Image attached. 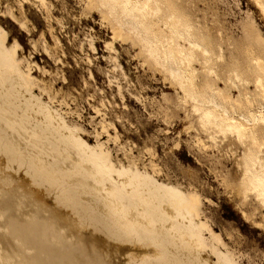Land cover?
I'll use <instances>...</instances> for the list:
<instances>
[{"label": "rangeland", "instance_id": "1", "mask_svg": "<svg viewBox=\"0 0 264 264\" xmlns=\"http://www.w3.org/2000/svg\"><path fill=\"white\" fill-rule=\"evenodd\" d=\"M86 1L48 0L53 5L51 15L38 8L35 0H0V56L14 60L18 72L20 69L22 81L15 82L17 93L29 101L33 99L32 103L35 100L34 104L50 115H57L70 130L69 133L75 136L74 139L81 138L80 142L87 148L106 151L108 165L113 163L110 167L115 171L113 178L118 184L125 183L127 186L129 183L122 178L131 173L135 177L141 176L144 182L152 178L163 188L184 197L198 194L200 218L219 238V243H214L221 247L218 246V251L233 253L237 264H264V209L258 206L253 196L245 204H240L232 187L240 175L239 159L244 152L248 153L249 147L245 149L236 144L229 135L226 138L218 136L217 146L211 145L204 134L187 130L185 114L189 111L188 107L175 100L181 94L171 89L162 72L144 62L138 46L132 41L116 43L123 69L116 67L117 63L104 49V42L112 37L111 28L106 22L102 25L99 13L90 14L83 10ZM156 1L161 8L159 17L162 20L172 12L174 20L179 18L182 26L189 25L191 35L216 57L211 64L217 74L214 77L195 64V87L206 85L215 88L226 103L231 102L237 111L244 113L263 102L262 93L256 89L254 82L257 75L264 78V69H258L254 60L257 57L264 60V19L252 0ZM152 5L155 6L154 3ZM86 15L87 18H84ZM56 17L60 18L63 26L56 21ZM145 25L148 33L170 35L156 19L146 20ZM3 34L4 39L1 37ZM93 36L94 52L88 44ZM56 38L60 43L56 42ZM174 40L175 45L171 48L176 54L178 39L175 37ZM179 44L180 48L188 50V45ZM44 47L48 48L49 54L44 52ZM195 53L202 60L201 52ZM234 73L248 83L245 87L240 86L239 91L228 81L231 78L236 82ZM27 75L29 79L25 77ZM116 81L122 88L124 99L118 95ZM140 96L146 100L138 101L136 97ZM104 122L109 125L107 129L103 127ZM252 128L250 139L257 145H264V125ZM3 160L14 163L16 155L11 150L0 155V189H3L0 192L10 188L11 179L6 177L12 175L18 178L20 175L5 169L6 166L1 163ZM53 186H56L55 182ZM29 187L33 188V185ZM56 187L64 190L61 186ZM87 187L92 194H97L98 200H105L101 191L97 190V193L93 187ZM75 191L76 187H71L65 193L96 222L95 229L105 227L107 223L99 206L94 207L91 203L83 205ZM17 195H22L19 190ZM12 199V208L17 215L21 214L28 231L31 234L40 233L46 212H40L24 197L13 196ZM45 201L54 204V196H47ZM1 233L3 229L0 227ZM62 233L67 242L75 240L70 230L64 229ZM113 233L105 236L107 243L99 242V247L102 252L107 250L113 264H123L128 236L117 230ZM221 241L226 244L222 245ZM0 254L10 258L5 250H1ZM210 255L207 259V255L203 257L199 254L197 264H217L216 256L211 255L212 258ZM148 259L129 254L126 261L127 264H147ZM162 259L167 261L162 264H176L171 255ZM12 263L15 264L14 261L9 262Z\"/></svg>", "mask_w": 264, "mask_h": 264}, {"label": "bare ground", "instance_id": "2", "mask_svg": "<svg viewBox=\"0 0 264 264\" xmlns=\"http://www.w3.org/2000/svg\"><path fill=\"white\" fill-rule=\"evenodd\" d=\"M35 1L38 8L52 15L53 5L48 0ZM252 2L264 19V0ZM83 10L90 14L99 13L102 25L106 22L110 26L112 37L104 42V49L117 63L116 67L123 69L116 43L132 41L138 46L144 62L164 74L171 89L181 94L175 100L181 106L188 107L189 111L185 114L187 130L204 134L211 145L217 146L218 136L226 138L229 135L236 144L245 149L249 147L248 153L244 152L239 159L240 175L235 180L237 183L232 184L234 196L239 198L240 204H245L253 196L258 206L264 209V145H257L250 139L252 127L264 125V78L257 75L254 82L256 89L262 93L263 102L251 108L248 113L237 111L231 102L226 103L219 96L215 88L206 85L195 87V64H199L203 72L214 77L217 74L211 64L216 57L191 35L189 25L182 26L179 18L174 20L172 12L162 20L159 17L161 8L156 0H87ZM148 19L158 20L164 30L169 32V37L155 32L148 33L145 29V21ZM56 21L63 24L58 17ZM21 25L25 28L24 23L21 22ZM1 37L4 39L5 34ZM175 37L178 39L176 46L179 47L176 54L171 48L175 45ZM94 38L90 37L88 41L93 52L96 50ZM56 42L60 43L59 39L56 38ZM181 42L188 45V50L180 48ZM43 50L49 54L47 47ZM195 51L201 52L202 60L196 56ZM87 58L91 61L89 56ZM254 64L258 69H264V60L260 57L254 60ZM19 72L14 60L0 56V155L8 150L16 155L14 163L4 160L1 163L10 173L13 170L20 174L18 178L12 175L6 177L11 179L10 188L0 192V227L3 229L0 234V251L5 250L10 254V258L0 254V264H9L10 261L15 264H113L107 250H100L99 242L107 243L105 236L114 234L116 230L128 236L123 264H127L129 254L148 257L147 264L165 263L167 261L162 258L167 255H171L176 264H197L199 254L203 257L207 255L206 258L208 254L216 256L217 264H237L233 260V253L228 254L227 245V253L218 251L219 244L216 246L215 241L219 243V238L200 218L198 208L201 202L198 194L184 197L182 193L178 195L163 188L152 178L147 177L148 180L144 182L141 176L135 177L131 173L124 177L121 175L123 181L129 183L127 186L125 183L118 184L113 178L115 171L110 167L113 163L108 165L106 151L87 148L80 142L81 138L77 139L79 141L74 139L75 136L69 133L70 130L57 115H50L38 104H34L35 100L32 103L33 99L29 101L17 93L15 82L20 79L22 81ZM25 77L29 79V75ZM234 77L236 82L231 78L228 81L235 90L239 91L242 86L248 85L237 73H234ZM114 83H117L120 99H124L120 84L118 81ZM136 99L140 102L146 100L142 96ZM107 124L103 126L104 129L109 127ZM204 146L208 149L206 144ZM53 182L64 190L53 186ZM30 184L33 188L29 187ZM87 186L91 189L93 187V191H101L105 200H98L97 194H92ZM71 187H76V197L83 205L91 203L94 207L99 206L105 224L110 229L104 225L99 230L94 228L96 222L65 193ZM17 190L21 196L17 195ZM49 195L54 196V204L45 201ZM13 196L24 197L40 212H46L40 233L31 234L25 227L21 214L17 215L12 208ZM64 229L71 231L75 237L73 242L65 240L62 233Z\"/></svg>", "mask_w": 264, "mask_h": 264}]
</instances>
